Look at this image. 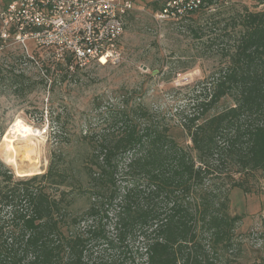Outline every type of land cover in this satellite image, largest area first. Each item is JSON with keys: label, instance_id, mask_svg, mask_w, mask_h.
<instances>
[{"label": "trees", "instance_id": "obj_1", "mask_svg": "<svg viewBox=\"0 0 264 264\" xmlns=\"http://www.w3.org/2000/svg\"><path fill=\"white\" fill-rule=\"evenodd\" d=\"M218 1L203 0L198 9ZM193 28L207 48L225 45L222 64L191 93L180 117L190 146L172 138L159 114L122 105L101 114L98 131H85L78 169L53 155L45 173L17 178L0 159V264H237L242 258L234 242L241 217L229 215V193L253 192L251 181L264 174V7ZM61 61L60 72L80 70L71 55ZM23 79L19 74L15 82ZM6 129L0 117V140ZM79 199L86 201L82 212L75 208ZM257 252L251 264H264V242Z\"/></svg>", "mask_w": 264, "mask_h": 264}, {"label": "rangeland", "instance_id": "obj_2", "mask_svg": "<svg viewBox=\"0 0 264 264\" xmlns=\"http://www.w3.org/2000/svg\"><path fill=\"white\" fill-rule=\"evenodd\" d=\"M13 1L0 0V11ZM130 1L133 10L118 43L119 56L105 65L96 62L77 73L71 69L60 72L57 67L62 61L52 49H34L31 40L0 42V117L7 127L5 133L21 121L38 134L26 143L33 148L29 158L22 157L25 143L1 144L0 140V159L15 177H30V171L45 173L53 155L80 168L87 149L81 141L85 131H98L101 114L122 105L134 108L141 104L159 114L169 123L172 138L183 147L190 146L180 117L191 93L222 64L219 53L225 45L207 48L193 37L191 29L223 23L242 9L257 12L264 7L251 0H220L209 9L194 11L185 22H175L158 17L168 0ZM212 13L214 18L208 16ZM19 74L24 79L16 83ZM251 185V193L239 189L229 193V215L241 217L234 242L242 245L244 253L237 264H251L264 242V174H257ZM75 208L84 211L86 201L79 199Z\"/></svg>", "mask_w": 264, "mask_h": 264}, {"label": "built area", "instance_id": "obj_3", "mask_svg": "<svg viewBox=\"0 0 264 264\" xmlns=\"http://www.w3.org/2000/svg\"><path fill=\"white\" fill-rule=\"evenodd\" d=\"M203 0H168L158 17L185 22ZM133 10L130 0H15L0 11V42L31 40L34 49L71 55L79 68L105 65L119 56L118 43Z\"/></svg>", "mask_w": 264, "mask_h": 264}, {"label": "bare ground", "instance_id": "obj_4", "mask_svg": "<svg viewBox=\"0 0 264 264\" xmlns=\"http://www.w3.org/2000/svg\"><path fill=\"white\" fill-rule=\"evenodd\" d=\"M34 132L35 131L32 130L28 125L24 124L21 121H17L11 126V128L7 131V133L4 134V136L1 139V144L2 143H11L13 145H17L19 143L26 144L27 142L30 141L29 137H35L38 135ZM25 144L22 146L23 147L22 157L29 158L30 154L33 151V148Z\"/></svg>", "mask_w": 264, "mask_h": 264}, {"label": "water", "instance_id": "obj_5", "mask_svg": "<svg viewBox=\"0 0 264 264\" xmlns=\"http://www.w3.org/2000/svg\"><path fill=\"white\" fill-rule=\"evenodd\" d=\"M29 173H32V175H36V174H34L32 171H30ZM32 175H31V176H32Z\"/></svg>", "mask_w": 264, "mask_h": 264}]
</instances>
